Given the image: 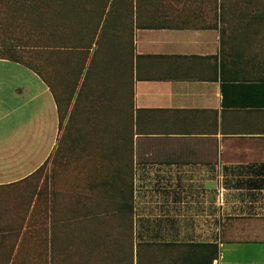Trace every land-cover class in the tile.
<instances>
[{"label":"crops","instance_id":"1","mask_svg":"<svg viewBox=\"0 0 264 264\" xmlns=\"http://www.w3.org/2000/svg\"><path fill=\"white\" fill-rule=\"evenodd\" d=\"M67 18L41 72L0 55V264H264V0ZM92 195L128 221L94 263Z\"/></svg>","mask_w":264,"mask_h":264},{"label":"rangeland","instance_id":"2","mask_svg":"<svg viewBox=\"0 0 264 264\" xmlns=\"http://www.w3.org/2000/svg\"><path fill=\"white\" fill-rule=\"evenodd\" d=\"M67 14L68 0H0V30L9 36L8 41H5L4 44L0 41V55L12 58L21 56L27 59L30 54L25 52L26 49H23L22 46L36 45L39 46L38 50L37 48L30 50L34 54V61L39 69L46 68L48 64L46 61L50 59L51 49L62 48L67 45V34H65L64 40L57 39L60 36L58 31L60 27L66 26V33L68 31ZM52 33L57 38L49 39V35ZM43 174H40L39 183H41ZM49 180L50 175H45L42 187L48 186ZM98 197L96 195L91 196V218L92 220H107V226L102 227L101 231L102 235H107V238L102 244L98 241L92 242L93 263L95 256H110L112 255L111 252L117 251L119 248L122 251L126 229L123 228V237L120 235V229L122 225L126 226L128 223L126 221L127 215H120L116 212L117 201L115 196H101L102 208H104V202L106 208V210L102 209L101 211H98L97 208L99 207ZM120 201L118 199V202ZM63 215L60 214V217H65ZM116 223L119 224L116 225ZM92 233L93 236L99 234L100 228L93 226ZM122 239L123 241H121ZM124 264H132L131 258L125 260Z\"/></svg>","mask_w":264,"mask_h":264},{"label":"trees","instance_id":"3","mask_svg":"<svg viewBox=\"0 0 264 264\" xmlns=\"http://www.w3.org/2000/svg\"><path fill=\"white\" fill-rule=\"evenodd\" d=\"M2 26V25H1ZM59 34H60V36H59V38H57L56 37V35L54 34V33H52V35H49V39L51 38L52 40H53V38H57V39H59L60 41H62V40H64V38H65V34H67L66 33V26H64V27H60L59 28ZM7 33H2L1 32V30H0V41H2L1 43H3L4 44V42L5 41H8L7 39H8V35H6ZM67 40V39H66ZM3 46V45H2ZM21 47V46H20ZM22 48L23 49H26L25 50V52H27V53H29L30 54V56H28V58L27 59H25V58H22L21 56H17V57H13V59L14 60H16V61H19V62H22V63H24L25 65H27L28 67H30L31 69H33V70H37V71H40L41 72V69H39L38 67V65L35 63V61H34V54L30 51V50H33V49H35V48H37V50H38V48H39V46H36V45H23L22 46ZM51 48V47H50ZM60 49H62V48H60ZM52 50V49H51ZM63 50H65L66 51V46H63ZM38 66V67H37ZM61 111H62V109H61ZM64 116V114L62 115V117ZM44 169L45 168H41L38 172H39V174H43V172H44ZM36 175L35 174H33L32 176H31V178H34ZM125 210V209H124ZM132 211V210H131ZM130 252H131V255H132V252H133V247L131 246V249H130Z\"/></svg>","mask_w":264,"mask_h":264}]
</instances>
